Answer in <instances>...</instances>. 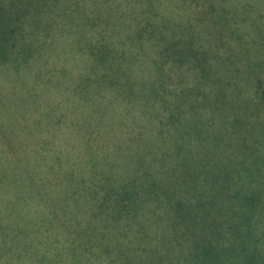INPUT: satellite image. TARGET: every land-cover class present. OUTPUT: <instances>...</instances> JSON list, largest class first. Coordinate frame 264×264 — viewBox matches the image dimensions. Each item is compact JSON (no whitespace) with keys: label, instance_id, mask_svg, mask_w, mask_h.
<instances>
[{"label":"trees","instance_id":"1","mask_svg":"<svg viewBox=\"0 0 264 264\" xmlns=\"http://www.w3.org/2000/svg\"><path fill=\"white\" fill-rule=\"evenodd\" d=\"M262 218L257 0H0V264H264Z\"/></svg>","mask_w":264,"mask_h":264},{"label":"rangeland","instance_id":"2","mask_svg":"<svg viewBox=\"0 0 264 264\" xmlns=\"http://www.w3.org/2000/svg\"><path fill=\"white\" fill-rule=\"evenodd\" d=\"M251 1L254 2L255 0H251ZM257 7H258V9H260L261 11L264 12V10H263L264 0H257ZM78 198H79V202H82V203H84L85 201L89 200L87 195H82V196H79ZM89 202H90V200H89ZM68 203H69V201L67 199H64V205H67ZM82 203H77V204L79 206H82ZM163 217H164L163 211L159 210V211H156L154 214L151 215V220L150 221H154L155 222V220H156L157 222H162ZM257 228L258 229L264 228V218L259 219L258 224L256 225V229ZM21 264H23V263H21Z\"/></svg>","mask_w":264,"mask_h":264}]
</instances>
